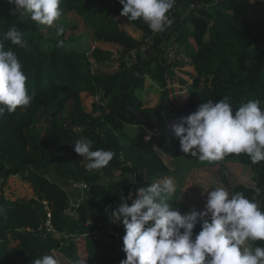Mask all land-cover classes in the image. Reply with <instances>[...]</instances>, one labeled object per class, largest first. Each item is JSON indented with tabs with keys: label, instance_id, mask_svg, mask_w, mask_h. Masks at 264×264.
Listing matches in <instances>:
<instances>
[{
	"label": "trees",
	"instance_id": "trees-1",
	"mask_svg": "<svg viewBox=\"0 0 264 264\" xmlns=\"http://www.w3.org/2000/svg\"><path fill=\"white\" fill-rule=\"evenodd\" d=\"M60 10L62 16L71 12L79 17L95 42H110L120 52L113 61L108 52L90 51L66 37L65 23L61 34L57 28L47 32V25L31 20L30 13L0 0V39L11 26L22 33L24 47L10 41L4 45L23 65L26 89L34 96L28 106H18L13 113L5 110L0 117V206L6 210L0 216V264H33L53 250L70 264L76 259L119 264L125 258V230L113 213L121 197L131 205L137 188L168 177L162 156L174 164L185 158L170 125L209 99L215 103L228 97L233 114L248 100H259L264 108V0H175L167 13L173 23L160 34L142 19L121 16L118 0H62ZM119 19L142 38L121 29ZM176 72L188 80L175 77ZM146 79L161 91L150 109L137 97ZM178 93L185 94V100L181 102ZM82 94L98 97L90 112L79 105ZM127 126L137 128L135 136L127 134ZM82 137L92 141L93 150L115 153L99 173L131 177L121 184L119 196L101 184L100 176L86 169L85 159L74 151L73 144ZM194 158L199 165L231 159L249 168L254 184H238L229 192H242L264 209V161L253 164L245 153L212 162ZM72 182L85 185L81 191L95 210L107 214L108 224L80 207L72 209L64 190ZM15 183L27 184L32 196L10 191ZM168 202L182 212L191 209L176 194ZM199 230L197 226L194 234ZM258 245L264 242H251L252 247Z\"/></svg>",
	"mask_w": 264,
	"mask_h": 264
},
{
	"label": "clouds",
	"instance_id": "clouds-1",
	"mask_svg": "<svg viewBox=\"0 0 264 264\" xmlns=\"http://www.w3.org/2000/svg\"><path fill=\"white\" fill-rule=\"evenodd\" d=\"M16 11L30 13V19L52 26L61 16L62 0H10ZM121 16L129 21L142 19L153 32H162L173 21L167 13L175 0H118ZM57 35L63 28L57 26ZM4 41L24 47L22 33L15 26L0 39V117L13 113L33 100L26 89L23 65ZM63 41L58 42L61 46ZM183 153L201 161H220L228 154H247L253 164L264 161V108L261 101L248 100L233 114L228 97L213 103H200L197 109L170 126ZM74 151L86 161L85 168L99 170L109 165L112 150H93V143L79 138ZM256 192L260 189L256 188ZM175 192L172 179L136 189L131 205L121 197L113 213L124 226L119 264H264V246L252 247L249 241L264 242V209L242 192L230 193L220 186L207 191L203 210L182 212L168 201ZM132 196L129 193L128 198ZM6 210L0 206V216ZM199 231L194 234V229ZM55 257V258H54ZM33 264H61L55 251L35 259ZM71 264H85L76 259Z\"/></svg>",
	"mask_w": 264,
	"mask_h": 264
},
{
	"label": "rangeland",
	"instance_id": "rangeland-1",
	"mask_svg": "<svg viewBox=\"0 0 264 264\" xmlns=\"http://www.w3.org/2000/svg\"><path fill=\"white\" fill-rule=\"evenodd\" d=\"M62 23L66 24V28L68 27V23L75 24L77 28L76 30L64 28L65 33L67 34L66 37H71L79 41H76V43H80L81 47L87 48L90 51L94 48H99L104 52H108L111 56V60H117L120 48L110 42H95L93 33L84 26L80 18L74 13L70 12L65 16L61 15L52 26L47 25V32L53 31L57 28V26H61ZM119 23L120 28L125 30L132 37L136 39L142 38L140 31L134 29L127 21L119 19ZM47 32L44 31V34ZM160 33L161 32L156 34ZM90 51L88 52V55L90 54ZM170 59H173V54H170ZM93 66L97 67L95 64ZM186 70L192 71L189 67H187ZM177 76L183 78L184 80H188V77L181 72H176L175 77ZM173 80L175 83L177 82V80ZM160 96L161 91L158 84H155V82L150 79H146L144 89L137 92V97L143 102L144 107L148 109L157 105ZM177 96L181 102L185 100V94L178 93ZM97 98H92L82 94L79 100V105L85 108L87 112H90L91 103L93 101L96 102V100H98ZM125 131L133 137L137 132V128L127 126ZM162 159L170 170V175L165 179H172L175 184V192L173 194H176L179 201L186 204L191 209H196L197 211L203 210L206 203L207 191H211L212 188L224 186L228 191H230L231 188L238 184L244 186L254 184L250 169L242 166L236 161H232L231 159H228L225 163H215L214 165H206L207 163L199 165V161L195 160L194 156H191L190 154H186L185 158L183 156L177 164H174L167 156H162ZM83 162L84 164L86 163L85 160ZM92 171L93 174L100 176V183L107 186L116 196L120 195L121 184L128 182L131 179V177H120L119 173H116L112 178H108L102 175V173H99L100 171L98 170ZM84 186V184L74 182L70 183V186H64V190L67 191L73 210L75 207H80L86 210L95 219L101 218L106 224H108L107 214L105 212H101L99 209L95 210V206L88 201L87 196L81 191ZM10 191L18 193L24 198L32 196L31 188L27 184L20 185L19 183H15L14 185H11ZM69 215L71 216V214ZM94 234L97 235L96 233ZM78 240L82 241V238H79ZM251 242L252 241H249L248 244L251 245ZM79 250L81 251L82 249ZM56 255L61 260V264H70L61 258V255L57 253Z\"/></svg>",
	"mask_w": 264,
	"mask_h": 264
},
{
	"label": "built area",
	"instance_id": "built-area-1",
	"mask_svg": "<svg viewBox=\"0 0 264 264\" xmlns=\"http://www.w3.org/2000/svg\"><path fill=\"white\" fill-rule=\"evenodd\" d=\"M155 33H159V32H155ZM131 61H132V59H131ZM145 139L148 140V137H146ZM72 216H73V215H72ZM48 217H49V215H48ZM48 230H50V228H49Z\"/></svg>",
	"mask_w": 264,
	"mask_h": 264
},
{
	"label": "water",
	"instance_id": "water-1",
	"mask_svg": "<svg viewBox=\"0 0 264 264\" xmlns=\"http://www.w3.org/2000/svg\"><path fill=\"white\" fill-rule=\"evenodd\" d=\"M73 209V208H72Z\"/></svg>",
	"mask_w": 264,
	"mask_h": 264
}]
</instances>
